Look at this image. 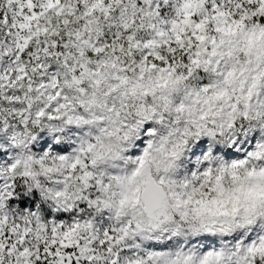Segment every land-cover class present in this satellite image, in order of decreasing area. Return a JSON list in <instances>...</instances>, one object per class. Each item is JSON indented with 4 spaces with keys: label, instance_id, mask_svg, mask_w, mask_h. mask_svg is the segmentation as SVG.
I'll list each match as a JSON object with an SVG mask.
<instances>
[{
    "label": "snow or ice",
    "instance_id": "1",
    "mask_svg": "<svg viewBox=\"0 0 264 264\" xmlns=\"http://www.w3.org/2000/svg\"><path fill=\"white\" fill-rule=\"evenodd\" d=\"M0 264H264V0H0Z\"/></svg>",
    "mask_w": 264,
    "mask_h": 264
},
{
    "label": "clouds",
    "instance_id": "2",
    "mask_svg": "<svg viewBox=\"0 0 264 264\" xmlns=\"http://www.w3.org/2000/svg\"><path fill=\"white\" fill-rule=\"evenodd\" d=\"M165 135H167V134L165 133ZM161 156H162V153L159 150V147L157 146L156 149L153 152V159L156 160V161H159L161 159ZM113 164H117L118 167L116 169H113ZM187 166H188L187 162H185L183 168H181L180 171L184 172V170L187 168ZM105 167H107L108 169H112L114 171H120L121 169L124 168V165H123L122 162L109 160L107 162V165H105ZM156 172H157V168H156V165L154 164L153 167H152V174L155 175ZM144 179H145V177L143 175L135 177L134 178V184H140ZM199 184H200V181H193V185H195V188L191 189V191L193 192V195H195V194L200 192ZM224 184L226 186V189L232 187V181L229 180V179H225L224 180ZM225 195H227V192H225ZM212 210L214 212L216 211L215 208H213Z\"/></svg>",
    "mask_w": 264,
    "mask_h": 264
}]
</instances>
